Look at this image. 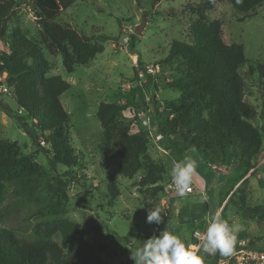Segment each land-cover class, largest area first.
I'll list each match as a JSON object with an SVG mask.
<instances>
[{
    "label": "rangeland",
    "instance_id": "obj_1",
    "mask_svg": "<svg viewBox=\"0 0 264 264\" xmlns=\"http://www.w3.org/2000/svg\"><path fill=\"white\" fill-rule=\"evenodd\" d=\"M199 1L78 0L62 12L56 23L81 42L103 50L88 64L76 65L72 74L65 71L61 55H51L43 45L33 5L22 4L13 10L10 30L0 43V139L18 145L24 157L30 159L20 171L30 174L32 189L21 198L9 175L6 177L0 227L13 230L22 239L48 236L62 243L61 229L65 223H72L82 231L80 241L88 249L74 258L69 256L67 264H96V257L102 264H135L131 253L167 227L186 245L199 244L194 232L204 233L208 217L219 213L222 220L239 229L236 242L246 240L264 250V221L242 214L243 206L264 208V91L257 80L246 77L247 66L239 72L246 80L245 99L258 113L251 123L263 139L251 172L241 167L236 149L225 154L215 145V133L206 141V147L199 145L198 137L186 126L170 128L173 115L168 108L179 102L181 93L170 87L177 74L164 59L172 42L191 43L184 24L195 20L196 15L186 8ZM173 11L177 17L172 16ZM209 14L222 22L227 44L243 45L250 63L264 64V5L257 16L244 22L226 2H218ZM143 23L145 27L138 35L136 30ZM12 33H19L41 49L49 65L44 77L60 76L71 86L60 100L70 116L69 142L80 161L72 167L73 175L65 180L62 192L53 181L48 158L3 110L7 104L14 114L26 115L18 109L9 75L2 70V54L9 51ZM122 35H129L127 44L120 41ZM149 68L154 73L148 72ZM104 104L125 108L112 123L107 150L98 116ZM160 131L165 134L160 135ZM137 144L144 155L140 157V169L130 175V166L137 163L133 159ZM41 147L47 144L42 142ZM186 157L197 162V172L190 185L193 191L181 197L170 187L171 170L174 162ZM57 170L63 173L66 168L58 166ZM149 173L157 181L143 186V178ZM113 181L119 197L111 204L108 185ZM202 196L208 199L202 202ZM152 207L161 209L163 222L159 225L147 222ZM196 254L204 264H218L222 256L219 252L204 253L202 248Z\"/></svg>",
    "mask_w": 264,
    "mask_h": 264
},
{
    "label": "trees",
    "instance_id": "obj_2",
    "mask_svg": "<svg viewBox=\"0 0 264 264\" xmlns=\"http://www.w3.org/2000/svg\"><path fill=\"white\" fill-rule=\"evenodd\" d=\"M77 1L0 0V43L10 30L8 23L13 10L22 4H32L39 17L43 45L51 55H61L65 71L72 74L76 65L88 64L103 50L102 47L81 42L73 32L56 23L62 12ZM218 2H226L239 12L241 22L257 16L258 9L264 5V0H200L186 8L196 15L195 20L184 24L191 43L172 42L164 59V63L174 68L177 74L170 87L181 93L179 102L168 108L173 115L170 128L186 126L198 137L199 145L206 144L210 135L215 133L218 138L214 144L219 145L225 154L236 149L241 167L251 172L261 153L263 139L251 123L258 113L245 99L246 80L239 70L247 66L246 77L257 80L264 91V64L250 63L243 45L224 41L222 22L209 14ZM171 14L178 16L175 11ZM10 39L9 51L2 54V70L9 75L8 83L13 89L18 109L26 115L14 114L7 104L3 105V110L18 122L19 128L48 158L54 172L53 181L58 191L62 192L65 180L73 175L72 167L80 161L69 142L70 116L60 100L71 86L60 76L44 77L49 68L48 61L31 40L19 33H12ZM124 110L123 106L114 104L101 107L98 116L104 129V150L112 140V123ZM164 134L160 131V135ZM42 142L47 144L46 148L41 147ZM187 142L192 144V141ZM131 144L134 146L133 142ZM142 155L144 152L137 144L133 157L137 163L130 166V175L140 169ZM29 160L18 145L0 139V206L8 175L16 186L17 196L22 198V195L25 196L23 193L32 189L30 174L20 171ZM58 166L66 170L59 173ZM153 176L149 173L144 177L142 185L155 184L157 179ZM108 194L111 204L119 197L114 181L108 185ZM242 210L244 217L264 221V208L243 206ZM1 212L0 207V216ZM61 236L62 243L48 236L46 239L27 240L18 237L13 230L0 227V264H67L69 256L74 258L76 253L88 249L80 241L82 231L75 224L65 223ZM95 262L102 264L99 257Z\"/></svg>",
    "mask_w": 264,
    "mask_h": 264
},
{
    "label": "clouds",
    "instance_id": "obj_3",
    "mask_svg": "<svg viewBox=\"0 0 264 264\" xmlns=\"http://www.w3.org/2000/svg\"><path fill=\"white\" fill-rule=\"evenodd\" d=\"M197 172V162L191 158H184L174 162L171 170V185L179 196L183 197L191 191L190 185ZM207 196H202L201 201H206ZM148 223L157 225L163 222L161 209L152 207L148 210ZM235 225L230 226L221 219L219 213L211 215L207 219L206 231L201 234L199 244L186 245L177 235L168 230V227L160 232L159 236L144 241L143 246L131 253V259L135 264H204L203 258L196 254V250L202 248L204 253L228 256L236 242Z\"/></svg>",
    "mask_w": 264,
    "mask_h": 264
},
{
    "label": "built area",
    "instance_id": "obj_4",
    "mask_svg": "<svg viewBox=\"0 0 264 264\" xmlns=\"http://www.w3.org/2000/svg\"><path fill=\"white\" fill-rule=\"evenodd\" d=\"M148 72L154 73L153 68H149ZM213 169L220 168L213 166ZM188 193L193 191V188ZM199 231L194 232V238L200 242V237L196 235ZM203 234L202 232H199ZM218 264H264V250L259 249L251 245L250 242L246 240L237 241L236 245L232 248V252L228 256H222L218 259Z\"/></svg>",
    "mask_w": 264,
    "mask_h": 264
},
{
    "label": "water",
    "instance_id": "obj_5",
    "mask_svg": "<svg viewBox=\"0 0 264 264\" xmlns=\"http://www.w3.org/2000/svg\"><path fill=\"white\" fill-rule=\"evenodd\" d=\"M36 16H38L37 13H36ZM144 27H145V23H143V25H141V26L136 30V33H137L138 35H141V33H142ZM120 41H121L123 44H127L128 41H129V35H122V36L120 37Z\"/></svg>",
    "mask_w": 264,
    "mask_h": 264
}]
</instances>
